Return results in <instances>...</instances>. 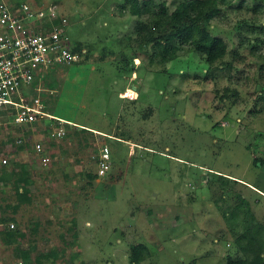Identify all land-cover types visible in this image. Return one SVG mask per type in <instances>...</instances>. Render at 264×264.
Returning a JSON list of instances; mask_svg holds the SVG:
<instances>
[{
    "label": "rangeland",
    "instance_id": "rangeland-1",
    "mask_svg": "<svg viewBox=\"0 0 264 264\" xmlns=\"http://www.w3.org/2000/svg\"><path fill=\"white\" fill-rule=\"evenodd\" d=\"M9 1L39 10L56 6L67 20V42L88 50L69 67L49 111L89 130L68 127L59 141L40 128L21 130L32 143L23 158L0 150V168L23 159L31 169L32 199L17 210L5 206L17 199L11 182H0L3 226L25 232L19 245L32 250L33 260L49 254L42 264H131L136 242L150 249L140 264H228L229 257H242L235 233L245 224L244 209L226 218L223 208L235 209L239 192L250 211L264 217V164L254 163L264 160V0L221 3L211 32L230 46L223 69L219 60L209 67L189 45L170 60L160 59L154 43L144 51L130 37L139 21H150V12L132 14L128 0ZM152 1L159 10L164 0ZM165 1L171 12L182 0ZM134 43L139 57L131 72L123 53ZM43 122L51 126L53 119ZM5 132L16 135L14 128L4 130L1 148L14 150L2 145ZM37 141L55 150L47 165L35 152ZM105 144L111 169L91 179ZM208 170L251 187L221 182ZM0 264H23L1 235Z\"/></svg>",
    "mask_w": 264,
    "mask_h": 264
},
{
    "label": "trees",
    "instance_id": "trees-1",
    "mask_svg": "<svg viewBox=\"0 0 264 264\" xmlns=\"http://www.w3.org/2000/svg\"><path fill=\"white\" fill-rule=\"evenodd\" d=\"M130 1V7L132 14L137 16H141L144 13L150 12V21L148 23L140 22L136 24L135 33L137 34L135 38L132 36L130 38L134 39L137 42V45L144 49V51H148V44L154 43L155 51H158L160 54V59L162 60H170L176 57L180 51L182 50L184 45H189L192 50L197 52L201 59L211 66H215L216 62L218 63L219 69H223L226 65H224V58L229 51V44L225 37L221 34H217L211 32V28L213 25V21L215 19H219L222 14L221 3L224 0H182L180 4L171 12L168 10L167 2L161 1L158 4L159 10L155 8H151V4L154 3L152 0H128ZM20 2H14L13 4H19ZM155 5V7L157 6ZM254 42V40H250ZM242 44L244 41H241ZM133 49L129 55H124V67L126 70H130L131 72L136 71V67H134L133 60L138 58V52L136 53L135 43L132 45ZM72 51L74 53L82 54L83 52H88V50L83 51V44H74L72 45ZM86 54V53H85ZM151 59V57H150ZM231 64V62H230ZM211 71L208 70L207 74L210 75ZM136 98H134L135 100ZM60 116V115H59ZM62 117V116H60ZM42 124L34 123V127H26V125L19 126H11L7 124L3 126L0 131V137L4 134V130H8L14 128L16 131V135H12L11 132H5L9 139H5L2 142V145L11 144L14 146V150L2 149L0 145V150L4 152L14 151L18 155L24 157L26 151H29L32 148V143L29 138L26 136L23 137L22 143H17L16 138L17 135L21 134V130H33V128H40L45 131L46 134H49L54 138V141L63 140L65 136L69 135V131L61 136L51 135L53 124H58L59 119H53V123L50 126L45 125L43 122L46 117L41 118ZM69 129L71 127L75 128L74 132H85L89 130L87 126H78L76 123L67 124L66 128ZM68 130V129H67ZM50 132V133H49ZM103 134V133H100ZM104 135V134H103ZM28 136H30L28 134ZM31 137V136H30ZM110 137V136H106ZM44 138V136H43ZM42 138V140H44ZM13 139V140H12ZM42 143V141H39ZM36 144V143H35ZM44 147L52 157L55 155V150L52 149L53 146L44 144ZM31 146V147H30ZM35 148V146H34ZM260 161L264 164V160L261 157H255L254 163ZM3 166L0 168V182L2 184H7L11 182L13 189L17 195L16 202L7 203L5 206L11 207L13 206V210H17L18 206H20V201H31V190L28 187V183L31 181V169L27 160H14L8 166L6 164H2ZM256 165H258L256 163ZM7 166V167H6ZM214 174H217V177L221 180V182L233 181V182H241L245 185L248 184L238 180L233 176L227 175L220 171H211ZM99 173H91L88 172V175L91 179H95ZM100 175V174H99ZM255 186L256 189L259 187ZM254 187V188H255ZM261 190V189H260ZM264 192V190H262ZM225 193L219 194V197H222L224 200L226 198ZM235 197L238 199V202L235 203V209L231 210L228 206L223 208V215L226 218L236 217L238 211L244 209V217L242 219V223L245 224L242 226L239 232L235 233V241L240 251L243 253L242 257L231 258L229 257L226 261L228 264H264V217L263 219H259L255 216V213L250 211L249 201L246 196L242 193H236ZM1 208V207H0ZM14 219V218H12ZM4 215L0 214V235L9 245L12 244L17 256L22 260L23 264H42V256H50L49 254H37L33 260L32 258V250L28 247L23 248L18 243L19 237H23L25 235L24 231H20L16 228H11L9 224L3 226L5 223ZM18 243V244H17ZM150 255V249L146 243L136 242L131 244L130 246V263L131 264H140L147 256Z\"/></svg>",
    "mask_w": 264,
    "mask_h": 264
},
{
    "label": "built area",
    "instance_id": "built-area-1",
    "mask_svg": "<svg viewBox=\"0 0 264 264\" xmlns=\"http://www.w3.org/2000/svg\"><path fill=\"white\" fill-rule=\"evenodd\" d=\"M64 23L67 20L56 6L39 10L25 2L0 0V131L7 124L34 127L46 117L59 119L51 135L61 136L67 124H72L49 111L69 67L79 60L67 42ZM22 141L21 134L17 135L16 142ZM34 149L42 164L51 162L43 143L37 141ZM2 161L8 163V158ZM97 167L100 175L111 169V150L106 144L100 149Z\"/></svg>",
    "mask_w": 264,
    "mask_h": 264
},
{
    "label": "crops",
    "instance_id": "crops-1",
    "mask_svg": "<svg viewBox=\"0 0 264 264\" xmlns=\"http://www.w3.org/2000/svg\"><path fill=\"white\" fill-rule=\"evenodd\" d=\"M134 92H135V90H134ZM122 93V92H121ZM130 98H136V97H130ZM80 126H83L82 124H79ZM91 129H95V128H91ZM96 130H98V129H96ZM100 131H102V130H100ZM103 133H105V131H102ZM95 133H99V132H95ZM106 134V133H105ZM107 135V134H106ZM109 136H111V137H116L115 135H112V134H108ZM116 138H121V139H124V140H126V141H129V140H127V139H125V138H122L121 136H118V137H116ZM131 141V140H130ZM130 144V146H131V148L129 149V151H132V148L135 146V144H134V142H130L129 143ZM132 144V145H131Z\"/></svg>",
    "mask_w": 264,
    "mask_h": 264
},
{
    "label": "water",
    "instance_id": "water-1",
    "mask_svg": "<svg viewBox=\"0 0 264 264\" xmlns=\"http://www.w3.org/2000/svg\"><path fill=\"white\" fill-rule=\"evenodd\" d=\"M259 163V162H258ZM260 164V163H259Z\"/></svg>",
    "mask_w": 264,
    "mask_h": 264
}]
</instances>
